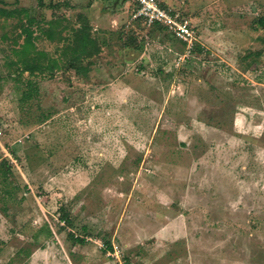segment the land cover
Returning a JSON list of instances; mask_svg holds the SVG:
<instances>
[{
	"label": "rangeland",
	"instance_id": "obj_1",
	"mask_svg": "<svg viewBox=\"0 0 264 264\" xmlns=\"http://www.w3.org/2000/svg\"><path fill=\"white\" fill-rule=\"evenodd\" d=\"M4 1L59 64L21 73V16L0 19V264H264V0H165L195 51L135 0ZM81 13L100 50L78 73Z\"/></svg>",
	"mask_w": 264,
	"mask_h": 264
},
{
	"label": "trees",
	"instance_id": "obj_2",
	"mask_svg": "<svg viewBox=\"0 0 264 264\" xmlns=\"http://www.w3.org/2000/svg\"><path fill=\"white\" fill-rule=\"evenodd\" d=\"M163 4L167 6L165 1L163 2ZM38 5L39 7L40 6L50 7V8L58 7V3L57 4L52 2L46 3L44 0H38ZM30 9L31 8L25 6L10 8L7 6L4 0H0V19L11 18L16 15L21 16L20 27H22V30L19 33V37L23 36V41L19 42V38H16L14 40V44L16 46L13 48V53L16 59L13 60V63L20 65L21 73L28 71L30 72V74H34L36 72H44L47 69L54 70L56 67H58L59 61L55 58H51V55L49 54L48 51L38 48L36 44L37 36L32 27L36 19L34 16H31ZM25 17L27 18V22H23V18ZM78 17L83 21L79 27L73 30L74 33L73 38L69 39L66 45L63 46L61 50L62 52L61 55L68 57L67 67H70L79 73L81 71L84 72L87 70V67L82 66L80 64L81 60L85 57H90L94 53L98 52L100 48L98 47L96 38L93 37L91 34V25L89 23L88 14L81 13L78 15ZM63 18L64 16H61V18L52 17L48 21V28L44 30V34L51 41H61L62 39L64 40V38H62L61 32H57V28L61 26ZM138 19L141 18H137V20ZM259 22L264 25V18H260ZM143 24L145 23L143 22ZM65 26L63 27L61 26L59 31H62V29L65 28ZM150 27L159 28L165 32H169L165 26L159 23H154L150 25ZM136 39L137 38L135 35H131V37L126 40L125 44L135 46L136 41L134 42V40ZM178 40L181 41L183 44H185V42L180 40L179 38ZM196 47H198L197 42H196V46L194 47V51ZM37 92H38V87L36 82H34V80L32 79H28L25 83V87L21 90L20 102L21 103L27 102ZM6 209L7 207L4 208V210ZM67 212H68L67 210H64V215H62V220L68 225H70L72 223V220L70 216L67 214ZM70 237L76 243L83 244L85 242V238L80 237L76 233H70ZM106 243L112 248L110 242H106Z\"/></svg>",
	"mask_w": 264,
	"mask_h": 264
},
{
	"label": "built area",
	"instance_id": "obj_3",
	"mask_svg": "<svg viewBox=\"0 0 264 264\" xmlns=\"http://www.w3.org/2000/svg\"><path fill=\"white\" fill-rule=\"evenodd\" d=\"M137 3V12L135 18H142L150 26L159 23L180 40L184 41L187 48L191 51L197 41V33L188 19L182 18L180 14L165 6V0H135Z\"/></svg>",
	"mask_w": 264,
	"mask_h": 264
},
{
	"label": "crops",
	"instance_id": "obj_4",
	"mask_svg": "<svg viewBox=\"0 0 264 264\" xmlns=\"http://www.w3.org/2000/svg\"><path fill=\"white\" fill-rule=\"evenodd\" d=\"M98 1H100V0H98ZM98 1H95V2H98ZM94 4L92 3V6H93Z\"/></svg>",
	"mask_w": 264,
	"mask_h": 264
}]
</instances>
